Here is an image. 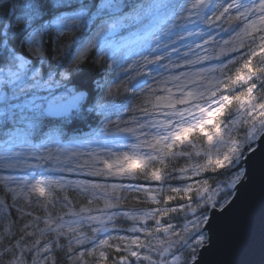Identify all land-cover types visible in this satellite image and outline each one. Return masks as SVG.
I'll use <instances>...</instances> for the list:
<instances>
[{
	"label": "snow or ice",
	"instance_id": "1",
	"mask_svg": "<svg viewBox=\"0 0 264 264\" xmlns=\"http://www.w3.org/2000/svg\"><path fill=\"white\" fill-rule=\"evenodd\" d=\"M0 264H264V0H0Z\"/></svg>",
	"mask_w": 264,
	"mask_h": 264
}]
</instances>
